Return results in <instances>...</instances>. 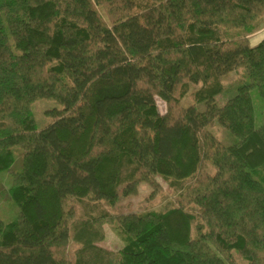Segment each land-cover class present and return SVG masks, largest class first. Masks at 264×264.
Returning a JSON list of instances; mask_svg holds the SVG:
<instances>
[{
	"label": "trees",
	"instance_id": "trees-1",
	"mask_svg": "<svg viewBox=\"0 0 264 264\" xmlns=\"http://www.w3.org/2000/svg\"><path fill=\"white\" fill-rule=\"evenodd\" d=\"M263 17L264 0H0V174L17 208L0 219V264H264V124L251 96L264 99V39L249 41ZM237 70L244 82L225 89ZM40 99L60 109L38 131ZM214 120L233 144L208 130ZM203 162L214 173L196 176ZM160 177L193 179L165 212L75 218L66 206H114ZM107 224L124 234L117 252L97 244Z\"/></svg>",
	"mask_w": 264,
	"mask_h": 264
},
{
	"label": "rangeland",
	"instance_id": "rangeland-1",
	"mask_svg": "<svg viewBox=\"0 0 264 264\" xmlns=\"http://www.w3.org/2000/svg\"><path fill=\"white\" fill-rule=\"evenodd\" d=\"M264 39V17L260 20V29L249 37L251 46H255L257 42ZM225 89H229L231 86L234 88L240 83L244 82L243 71L237 70L233 74L225 77L221 80ZM202 88V84L196 86H190L187 94L192 92H198ZM254 109H255V123L256 127H261L264 124V99L260 96L258 90L251 92ZM231 97V93H223L217 96L216 102L218 106L224 104V102ZM193 101L187 95L182 104L190 105ZM156 105L161 115H165L167 112L166 103L160 98H156ZM200 111L205 110L204 103L198 105ZM54 109H60V107L53 101L47 99H40L32 105V112L36 121V130H42L53 122V119L49 117L46 112ZM208 130L215 135V137L222 143L231 145L235 139L232 135L222 127L217 120H214L209 126ZM15 170L21 171V161L17 160L14 167ZM207 173H214V170L209 164L203 162L196 176H203ZM195 176V177H196ZM193 179L188 180H175L160 177L157 179L158 187H152L146 183H138L134 185L133 192L127 197L120 196L116 205L111 206L105 201L93 202L88 199L69 198L66 201L67 205H72L75 210V218H79L83 215H94L99 213H110L112 215L127 214L131 212L145 213V212H165L168 209L176 205L177 197L183 192V190L192 183ZM0 185L2 192L0 193V219L6 224H10L16 220L17 208L12 202L9 194V188L11 186V177L8 173L0 174ZM156 188V189H155ZM196 220L193 223V227L200 223V216L198 210L190 208ZM104 239L97 243L99 247L111 251L117 252L125 245V237L122 229L116 224H107L104 226ZM79 247L78 244L70 242L69 250L71 257H74L75 250Z\"/></svg>",
	"mask_w": 264,
	"mask_h": 264
},
{
	"label": "crops",
	"instance_id": "crops-1",
	"mask_svg": "<svg viewBox=\"0 0 264 264\" xmlns=\"http://www.w3.org/2000/svg\"><path fill=\"white\" fill-rule=\"evenodd\" d=\"M261 41H262V40H260L259 42L255 43V44L258 45ZM256 45H255V46H256Z\"/></svg>",
	"mask_w": 264,
	"mask_h": 264
}]
</instances>
